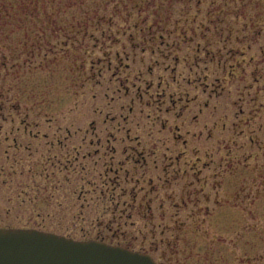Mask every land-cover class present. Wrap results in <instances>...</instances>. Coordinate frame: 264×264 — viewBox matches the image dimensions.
<instances>
[{
	"label": "rangeland",
	"instance_id": "rangeland-1",
	"mask_svg": "<svg viewBox=\"0 0 264 264\" xmlns=\"http://www.w3.org/2000/svg\"><path fill=\"white\" fill-rule=\"evenodd\" d=\"M1 25L0 227L264 264V0H0Z\"/></svg>",
	"mask_w": 264,
	"mask_h": 264
},
{
	"label": "water",
	"instance_id": "water-1",
	"mask_svg": "<svg viewBox=\"0 0 264 264\" xmlns=\"http://www.w3.org/2000/svg\"><path fill=\"white\" fill-rule=\"evenodd\" d=\"M0 264H156L138 250L36 228L0 227Z\"/></svg>",
	"mask_w": 264,
	"mask_h": 264
},
{
	"label": "trees",
	"instance_id": "trees-1",
	"mask_svg": "<svg viewBox=\"0 0 264 264\" xmlns=\"http://www.w3.org/2000/svg\"><path fill=\"white\" fill-rule=\"evenodd\" d=\"M21 8H23V5L21 4L20 5ZM24 27L22 26H15V27H7V26H4V25H1L0 26V51H3V50H6L9 48V45L8 43L6 42V39H8L10 36L12 38H15L17 37L19 34V32L23 29ZM55 30V29H54ZM24 40V39H23ZM22 39H20V43L21 41H23ZM19 44V42H18ZM11 48V47H10ZM3 57H5V54L2 55Z\"/></svg>",
	"mask_w": 264,
	"mask_h": 264
}]
</instances>
